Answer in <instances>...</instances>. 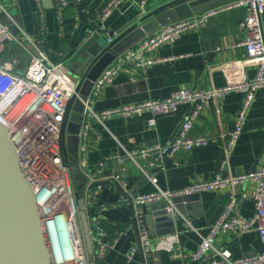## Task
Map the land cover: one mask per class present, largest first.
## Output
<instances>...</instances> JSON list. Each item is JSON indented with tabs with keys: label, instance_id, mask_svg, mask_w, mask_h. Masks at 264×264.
I'll use <instances>...</instances> for the list:
<instances>
[{
	"label": "crops",
	"instance_id": "obj_1",
	"mask_svg": "<svg viewBox=\"0 0 264 264\" xmlns=\"http://www.w3.org/2000/svg\"><path fill=\"white\" fill-rule=\"evenodd\" d=\"M106 1L85 0L82 5H77L74 0H69V6L60 16L55 0H41L42 15L34 0H0L9 13L5 14L0 7V22L15 31V20L30 37L39 41L52 60L62 61L69 47H75L94 33L107 39L111 32L126 30L143 18L138 16L137 3L140 0H127L98 24L94 18ZM169 1L149 0L146 14L153 15ZM245 16V7L228 9L209 17L203 26L185 30L175 42L160 44L146 53V59L155 61L152 65H128L112 83L99 89L96 95L92 88L88 96L92 98L94 110L101 112L143 101L163 100L178 89L220 88L254 78L256 67L243 62L246 49L241 43L246 33L240 24ZM262 20L264 30V15ZM65 28L70 30L67 39ZM140 40L122 52L136 46ZM58 48L63 50L57 51ZM11 53L18 58L17 70H24L28 66L29 55L17 45L10 46L5 52L6 56ZM243 97V93L232 91L205 103L188 135L206 137L209 143L175 158H165L161 165L151 166L149 158L137 157L133 160L125 155L128 151L147 145H166L173 141L192 104L182 103L177 111L170 114L154 116L151 112H144L113 116L102 122L91 121L87 137L80 138L79 143V150L86 158L89 169L94 171L100 162L112 155L125 156L122 162L116 159L105 162V179L102 181L119 185L126 196L111 184L88 186L86 181L83 196L77 197L84 204L88 216L95 218L93 224L96 227L101 223L109 227L106 241L112 247L106 250L102 259L104 264H194L190 253L198 249L202 236L222 215L232 193L237 199V214L244 218L254 216L252 192L256 184L253 181L192 194L182 193L186 187L211 180L217 174L236 177L259 169L264 164L263 87L256 92L253 105L246 114L243 130L229 152L228 164L222 167L225 148ZM153 117L155 125L150 124ZM153 177L156 183L151 181ZM160 190L175 194L171 199L173 210L168 209L169 202L165 200L157 203L167 204L168 215L153 216L150 225L139 223L138 238L130 206L134 205L137 196ZM179 196L185 199L174 202V198ZM93 206L97 208L96 215L90 214L89 209ZM143 228L147 229L151 239V251H146L141 244ZM172 235L178 238L172 251L154 248L161 239ZM215 245L229 249L235 259L264 251V243L255 229L242 235L231 229L223 231L217 236ZM132 247H136L137 251L128 261L127 254Z\"/></svg>",
	"mask_w": 264,
	"mask_h": 264
},
{
	"label": "built area",
	"instance_id": "obj_2",
	"mask_svg": "<svg viewBox=\"0 0 264 264\" xmlns=\"http://www.w3.org/2000/svg\"><path fill=\"white\" fill-rule=\"evenodd\" d=\"M10 1L16 2L17 0ZM34 1L42 15L41 0ZM57 1L58 14L62 16L70 2L69 0ZM125 1L127 0H107L94 20L101 24ZM74 2L77 5H82L84 0H74ZM148 2L149 0H140L137 3L139 18L146 14ZM0 7L5 14L9 15L4 6L0 4ZM235 7L246 8V16L240 24L246 33L241 45L246 49V58L243 62L254 65L257 69L254 78L227 84L220 88L178 89L163 100L143 101L101 112L94 110L92 98L88 96L84 101L85 109L79 137H87L90 123L93 120L102 122L113 116H128L144 112H151L154 116L170 114L177 111L180 104L190 103L192 109L189 114L184 116L179 133L173 141L166 145L160 143L147 145L135 151H128L125 155L133 160L137 157L149 158L151 166L161 165L165 158H175L181 153L190 152L195 147L207 145L208 138L188 135L200 110L205 103L215 101L229 92L237 91L243 93L244 97L235 117V126L230 133V140L225 148V158L222 160V167L228 164L229 152L243 130L246 114L253 105L256 92L264 87L262 20L264 0H235L209 9L200 15L181 19L157 29L142 38L136 46L117 54L92 87L95 89L93 91L96 95L99 89L112 83L128 65L137 67L152 65L155 61L146 59V53L164 42H175L185 30L203 26L209 17ZM13 28L18 34L11 27L0 22V123L7 128L21 169L34 190L48 234L51 231L57 241L58 249L54 253L53 264H89L78 221L79 200L73 184L71 165L64 159L63 143V132L71 103L79 96V81H76L66 71L64 60H52L39 41L30 37L15 20H13ZM106 41L111 43L112 38L108 37ZM12 45L19 46L30 57L28 66L24 70H17L19 61L15 55L11 53L6 56L5 54ZM155 123V118H151L150 124L155 125ZM125 156L112 155L106 161L116 159L122 162L125 160ZM106 161L100 162L93 171L89 169L86 158L79 150L76 164L84 173L88 186L105 179ZM150 179L153 183L157 181L154 177ZM245 181H253L256 184L252 192L255 204L254 216L244 218L237 214V199L232 193L222 215L210 227L209 232L202 236L198 249L190 253L194 264H264V251L235 259L229 249L215 245L217 236L229 229L240 235L255 229L264 243V164L259 169L236 177L217 174L211 180L199 181L186 187L182 193L192 194L224 185L233 187V185ZM174 195L171 191L160 190L156 193L137 196L133 206L138 224L143 222L141 206L157 204L165 200L169 202L168 209L172 211L174 204L171 199ZM143 229L141 244L146 251H151L153 249L151 239L147 229ZM60 236L65 238L64 243H61ZM91 236L94 249L92 262L94 264L95 260H102L106 250L112 246L106 241V232L99 225L96 230H91ZM176 242H178L177 236L172 235L161 239L154 245V248L172 251ZM136 251V247L131 248L127 254L128 261L132 260Z\"/></svg>",
	"mask_w": 264,
	"mask_h": 264
},
{
	"label": "water",
	"instance_id": "obj_3",
	"mask_svg": "<svg viewBox=\"0 0 264 264\" xmlns=\"http://www.w3.org/2000/svg\"><path fill=\"white\" fill-rule=\"evenodd\" d=\"M232 1L235 0H171L153 15H144L128 29H122L118 33L111 32V43H107L106 38L99 33H94L75 47H69L64 57V68L79 81V96L71 103L63 132L66 163L69 162V158L73 162H77L79 158V134L85 109L84 101L94 82L117 54L165 25L200 15ZM55 5L58 6L57 0ZM108 184L115 186L123 196H126L123 188L114 182L106 180L96 185ZM183 199L184 196H179L173 201L177 203ZM130 210L139 238L133 205L130 206ZM141 214L142 221L150 225L153 216L168 215L167 204H145L141 206ZM171 216L173 215H169ZM78 221L86 257L89 264H93L91 230L96 226L93 224V216H88L82 201H78ZM53 256L54 251L37 197L21 169L8 130L0 123V264H53Z\"/></svg>",
	"mask_w": 264,
	"mask_h": 264
},
{
	"label": "trees",
	"instance_id": "obj_4",
	"mask_svg": "<svg viewBox=\"0 0 264 264\" xmlns=\"http://www.w3.org/2000/svg\"><path fill=\"white\" fill-rule=\"evenodd\" d=\"M85 1V0H84ZM149 4V2H148ZM66 33H65V39L68 38L69 36V29L65 28ZM63 50L62 48H58L57 51ZM65 159V157H64ZM66 162V161H65ZM69 165H71V174H72V179H73V184H74V188H75V192L78 198H80L81 196H83L84 192H85V184H86V177L85 175L80 172V170L77 167L76 162H73L70 158H69ZM90 210V214L91 215H96L97 214V208L96 206L91 207ZM100 226L105 230L106 232V236L105 239L109 236V227L107 226V224H100ZM125 228V226H124ZM94 264H104L102 260H95Z\"/></svg>",
	"mask_w": 264,
	"mask_h": 264
},
{
	"label": "bare ground",
	"instance_id": "obj_5",
	"mask_svg": "<svg viewBox=\"0 0 264 264\" xmlns=\"http://www.w3.org/2000/svg\"><path fill=\"white\" fill-rule=\"evenodd\" d=\"M49 237H50V240H51V244H52L53 251H54V253H56V250L58 249V247H57V241H56V239L53 236V234H52L51 231H49ZM60 239H61V243H64L65 242V238L63 236H60Z\"/></svg>",
	"mask_w": 264,
	"mask_h": 264
}]
</instances>
